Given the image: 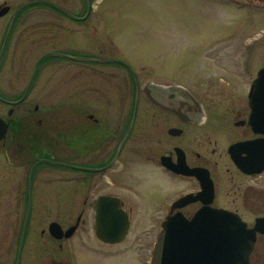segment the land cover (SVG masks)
I'll use <instances>...</instances> for the list:
<instances>
[{
    "label": "rangeland",
    "instance_id": "1",
    "mask_svg": "<svg viewBox=\"0 0 264 264\" xmlns=\"http://www.w3.org/2000/svg\"><path fill=\"white\" fill-rule=\"evenodd\" d=\"M5 1L11 10L0 18V47L10 16L20 0H0V4ZM95 7L86 20L77 23L57 14L51 18V13L46 12L28 11L23 15L9 38L0 68L3 96L15 97V93L24 90L41 56L52 53L64 57L49 56L42 61L32 90L26 100L14 108L12 117L21 109L32 110L35 106L39 111L54 108L57 112L50 113L44 125L54 128L53 134H58V139L56 135L48 139L50 148L63 150L64 104L95 107L100 103L120 104L131 100L132 82L127 75L117 67L94 61L118 60L132 68L140 84L155 82L170 86L177 83L187 88L209 106V122L213 123L214 132L225 121L230 137L239 134L232 129L234 97L239 92L243 97L237 99L245 100L249 79L264 66V48L259 41L260 35H264L261 13L237 9L224 0H96ZM29 21L35 23L28 25ZM95 88L101 93H95ZM86 89L92 90L86 92ZM7 109L0 103V116L6 117ZM113 115V120L121 124L122 114ZM28 119V123L25 121L21 126L20 134H10L12 141L7 139L0 145V264L14 263L26 210L29 165L16 163L18 154L27 159L42 149L41 144L29 140L36 127L31 122L33 119ZM196 133H189V141H184L192 159L198 150L193 145L200 143L193 140ZM182 141V138L166 137V149ZM203 141L206 143L201 147L209 151L215 148L221 152L227 146V143L207 144L206 134ZM145 142L135 139L130 140L129 145L137 150L136 146L140 144L141 148ZM138 151L132 156L133 161H127L126 156L122 158L118 173L111 177L110 173H105L102 181H111V192L126 201L140 220L132 214L130 230L125 241L116 247L114 261L93 253L91 248L95 244L88 238V243L84 244L81 241L85 238L64 243L63 252L69 255L72 264H147L157 230L151 217L165 211L171 200L191 189V184L178 182L144 163L142 152ZM51 154L58 163L73 161L67 160L69 157L61 151ZM217 154L210 163H216L217 199L222 204L225 171L222 158ZM85 176L88 182L91 179L88 189L91 200L107 192V188L95 187L93 175L89 178L75 170L44 164L34 172L33 202L19 264H53L51 256L57 259L55 262H65L64 253L58 249L61 242L49 238L47 226L52 220H58L64 228L72 223L68 217L73 209L67 207L65 191L80 184L78 180ZM72 179L76 181L71 182ZM87 219L91 225L92 210Z\"/></svg>",
    "mask_w": 264,
    "mask_h": 264
},
{
    "label": "flooded vegetation",
    "instance_id": "2",
    "mask_svg": "<svg viewBox=\"0 0 264 264\" xmlns=\"http://www.w3.org/2000/svg\"><path fill=\"white\" fill-rule=\"evenodd\" d=\"M95 1L96 0H20L13 10L9 22L18 11L15 27L22 21L23 15L28 11L51 13V18L56 16L54 14L61 17L60 11H65L79 18V22H82L88 18L94 7ZM224 1L228 4H233L237 9L254 10V12L256 11L258 14L261 13V17L264 16V0ZM30 3L31 5H28ZM0 6L1 8L8 6L9 8L5 15L0 16V18H3L9 13L11 7L6 4V1L1 3ZM39 13L36 16H39ZM84 17L85 19H83ZM28 23V25H33L35 22L29 21ZM260 36L259 41L264 48V35ZM105 66L117 67L127 75L132 82L130 91L131 100L127 99V103L120 104L100 103L95 105V107L82 103L64 104L63 113L66 114V120L64 121L62 131L64 142L63 150H58L56 147L50 148L49 145H51V143H49L48 139L55 135L56 139H58V134H53L52 129L54 128L49 127L47 124L44 125L46 123L44 121L46 117L50 115V113L57 112L54 108L39 111V107L35 106L32 110L28 108L21 109L15 117H12L13 112H15L14 108H18L25 101L18 102L24 90H21L20 93H15V97L10 98H5L0 91V103L8 107L6 117H2L8 124V128L0 141V145L5 144L7 139H11L12 141L13 137H10V134L14 136L20 134V129H22L21 126L25 121L27 122L30 120L28 119L29 117L33 119L31 122H33L36 127V132L30 133L29 140H31L32 143L37 142L41 144V147H39L42 148L39 150L40 152L37 153L36 156L27 159L22 158L23 154H18L19 162L13 161L21 166L29 165L27 177L32 168V175H34V172L44 164L54 166L52 162L56 161L53 160L51 152L61 151L64 156L66 155L69 157L67 160H73L72 162L64 161L63 164L67 165L64 168L84 173L89 176V178L93 175L95 177V187L107 188L106 193L97 194L93 200H91L92 198L88 194V189L91 185L89 182H91V179H89L88 182L86 176L78 180L80 184L72 188H66L65 193L68 199L67 207L69 210L73 209L71 217H68L69 221H72V223L64 228L62 224L56 220L61 226L63 233H61L59 238H56L48 232L49 238L55 242H61L58 249L62 252L64 251V243H69V241L73 239L81 240L85 238V241H81V243L84 244L86 242L88 243V238L95 244V246L91 248L93 253H96V255L100 257L105 256L114 261V254L115 252L117 253L116 247L125 241L131 227L132 214L135 216L137 213H134V209L132 210V207H130L119 195L111 192V181L106 182L105 180L106 183H103L102 179L105 173H110V177L118 173V164L120 160L122 158L124 159L126 156L127 161H133L134 159H132V156L139 150L142 152L141 159L144 163L153 166L162 174L178 182L183 181L191 184V189L171 200L165 211L156 213L151 217L154 220L153 224H157V230L154 231V234H156L155 240L161 231L163 222H165L169 216L180 213L185 218H191L199 208L209 206L222 209L231 215L237 216L244 223L249 235L254 237L247 264H264V165L262 166L264 154L261 151L258 153L256 152V160H252L253 154L251 155L247 151L239 152L238 149H231L232 146L236 144L264 140L263 97L258 99L259 110L257 117L260 122V131H254L249 123L251 109L248 94L250 85L256 78L257 73L253 78L249 79L245 92V100L244 98L240 100L237 99L238 97H243L241 93L238 92L234 97V102L232 101V111L234 113L232 129L233 131H238L239 134H237L236 137H230L228 125L225 121H223L220 127L214 132V125L209 122L211 115L208 109L209 106L202 102L201 99H198V97L187 88L177 83L170 86L155 82L140 84L136 74L127 64L112 62ZM263 67L264 66H261L257 72ZM103 77L106 78V76ZM134 79L137 80V90ZM9 90L12 89L9 88ZM89 90L91 91L92 89ZM89 90L86 89V92H89ZM94 92L101 93L97 91L96 88ZM136 93L137 104L135 105ZM141 102H143V104ZM244 108L246 109V113H244ZM114 113L122 114L121 124L118 125V122L113 120ZM169 123H171V126L167 128ZM198 130L203 131L199 133ZM204 130L206 131L205 133ZM189 133H196L195 139L193 138V140H198L200 143L193 146L202 152L201 154L196 150L193 154V159L192 157L190 158L189 147L185 144L186 140L189 141L187 137ZM204 134L207 135V144L213 143L215 145L218 143H227V146L221 152H219V149L215 148H212L210 151L209 148L203 149L201 146L206 143L203 141ZM166 137L167 139L168 137L171 139L182 138L183 141L182 144L173 145L170 150H167ZM135 139H143V141L145 140L146 142L141 148H139L138 145L140 144H138L136 146L137 150H134L131 148V144L129 145V141ZM20 147L22 148L23 145ZM216 154L219 159L222 158V165L225 171L222 204H220L217 199V186L214 175L216 163H210L211 159ZM4 155L6 156L7 154L4 153ZM178 155L183 158L186 166L189 168L197 167L207 171L208 178L213 186L212 197L205 195L201 200L190 201V203L183 205L180 209L175 208L176 203L183 197H195L201 191L199 179L189 175L173 173L162 165V158H168L172 163H177ZM10 160L12 161V159ZM74 160H79L78 162L81 163L75 164L76 161ZM239 160L242 161V167L240 164L238 165L236 163ZM110 177H108L107 180H109ZM74 181L76 180H71V182ZM28 190L27 181L26 204L28 203ZM32 193L33 189L30 187L31 203L33 202ZM77 198L80 199L78 202L76 201ZM101 198H106L107 200L100 201L99 199ZM209 198H211L210 201H207ZM193 206L196 207L190 212L189 210ZM90 210H92L91 225L87 219ZM137 217L139 218L138 215ZM138 220H140V218ZM124 224H126V233L121 240L116 242L104 241L105 238H117L118 230H120ZM105 225L113 226L110 228L112 231L111 234L101 231L102 229H107ZM17 254L18 246L15 254L16 258ZM64 255L65 257L63 258L65 262H55L57 259L55 260L53 256H51L50 262L53 264H72L69 255L65 253ZM150 256L151 253L149 259ZM149 259L147 264H149ZM15 263L16 259L13 264Z\"/></svg>",
    "mask_w": 264,
    "mask_h": 264
},
{
    "label": "water",
    "instance_id": "3",
    "mask_svg": "<svg viewBox=\"0 0 264 264\" xmlns=\"http://www.w3.org/2000/svg\"><path fill=\"white\" fill-rule=\"evenodd\" d=\"M8 8H4L0 11V15L7 12ZM65 16L77 20L78 18L70 15L65 11H60ZM18 13V12H17ZM17 13L13 16L9 28L3 40V44L0 50V62L3 57L8 38L10 36L15 18ZM48 56H62L60 54H46L42 56L34 69L32 77L25 89V92L21 98L23 100L31 87V84L36 76L39 63L42 59ZM64 57V56H62ZM107 63L103 60H94ZM135 87L137 90V80L135 79ZM263 97L264 100V68L258 72L257 78L253 81L249 98H250V108L251 116L249 123L253 127L254 131H259V122L257 120V113L259 110L258 99ZM20 100V101H21ZM137 104V93L135 96V105ZM264 113V109H263ZM7 130V124L0 118V140L5 135ZM231 149H238L239 152L247 151L252 156V160L255 159V153L262 152L264 154V140H258L250 143L236 144ZM46 162V161H45ZM162 164L167 169L175 172L176 174H184L195 176L200 180L202 187V194H200L197 199H202L203 196L207 195L212 197V184L207 178V173L203 169L193 168L189 169L185 164L183 159H178V164L174 165L170 163L168 159L162 158ZM242 167V161L236 162ZM56 165L67 166L62 163H55ZM264 165V160L262 166ZM71 167V166H68ZM73 168V167H71ZM81 169V168H80ZM88 171V170H87ZM32 170L29 175V191H30V181H31ZM202 195V196H201ZM194 198V199H196ZM182 199L181 202L176 206L183 205L189 199ZM193 199V200H194ZM209 198L207 201H210ZM101 200H107L106 198H101ZM110 200V199H109ZM30 212V196L25 213V218L23 222L22 234L19 244V252L17 256L16 264L19 263L20 250L24 240V235L26 231L27 221ZM112 225H105L104 231L107 234H111ZM50 233L59 238L61 235V230L56 223H52L49 226ZM126 233V224L118 230V236L115 239H107L106 242H116L122 239ZM253 238L246 231L244 224L236 216H232L223 210L213 209L209 207H204L196 211L191 219H185L180 214L168 217L167 221L163 224V230L159 235L153 249V254L150 264H247L248 255L252 248L251 242Z\"/></svg>",
    "mask_w": 264,
    "mask_h": 264
}]
</instances>
